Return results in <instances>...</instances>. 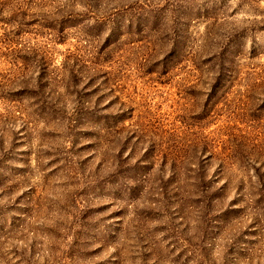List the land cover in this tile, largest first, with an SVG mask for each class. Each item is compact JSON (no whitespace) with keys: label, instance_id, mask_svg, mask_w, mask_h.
Segmentation results:
<instances>
[{"label":"rangeland","instance_id":"rangeland-1","mask_svg":"<svg viewBox=\"0 0 264 264\" xmlns=\"http://www.w3.org/2000/svg\"><path fill=\"white\" fill-rule=\"evenodd\" d=\"M0 264H264V0H0Z\"/></svg>","mask_w":264,"mask_h":264}]
</instances>
